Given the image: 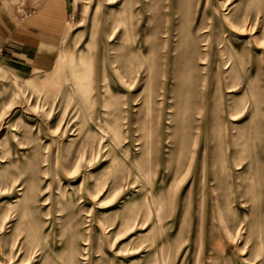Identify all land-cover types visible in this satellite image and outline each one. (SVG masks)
<instances>
[{"label": "rangeland", "instance_id": "374dc122", "mask_svg": "<svg viewBox=\"0 0 264 264\" xmlns=\"http://www.w3.org/2000/svg\"><path fill=\"white\" fill-rule=\"evenodd\" d=\"M74 1L0 59V264H264V0Z\"/></svg>", "mask_w": 264, "mask_h": 264}, {"label": "crops", "instance_id": "0c3cea01", "mask_svg": "<svg viewBox=\"0 0 264 264\" xmlns=\"http://www.w3.org/2000/svg\"><path fill=\"white\" fill-rule=\"evenodd\" d=\"M22 15L13 0H0V59L19 76L45 71L55 62L76 12L74 0H25ZM32 7V9H31ZM30 8V9H29Z\"/></svg>", "mask_w": 264, "mask_h": 264}, {"label": "built area", "instance_id": "2783aa9c", "mask_svg": "<svg viewBox=\"0 0 264 264\" xmlns=\"http://www.w3.org/2000/svg\"><path fill=\"white\" fill-rule=\"evenodd\" d=\"M13 3L15 5V9L18 12H23L22 15H28L30 10L23 11V7L25 6V0H13ZM30 9V8H29ZM32 9V7H31Z\"/></svg>", "mask_w": 264, "mask_h": 264}]
</instances>
